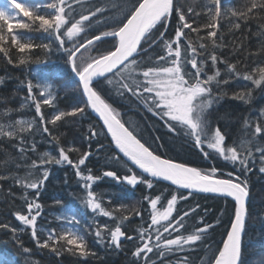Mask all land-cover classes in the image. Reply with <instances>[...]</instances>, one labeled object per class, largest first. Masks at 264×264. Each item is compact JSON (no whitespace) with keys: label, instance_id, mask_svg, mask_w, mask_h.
<instances>
[{"label":"snow or ice","instance_id":"obj_1","mask_svg":"<svg viewBox=\"0 0 264 264\" xmlns=\"http://www.w3.org/2000/svg\"><path fill=\"white\" fill-rule=\"evenodd\" d=\"M203 7L206 22L202 25L189 20L188 16L194 9L189 7L186 13L180 7L179 0H37L34 5L24 3L23 0H6V4L0 7V53L8 57L9 47L5 45L9 44V39L10 47H15L21 54L31 53L36 48L50 52L52 43L55 42L57 51L65 54L66 62L78 78L85 98L82 106L77 105L71 111L57 109L46 118L42 105L53 107L55 97L49 78L43 77L35 84L29 80L26 85V100L32 101L38 121L35 118L5 119L11 116L13 110L0 111V147L4 141H15L11 147L17 149L19 154L17 157L4 151L0 169L6 171H0V181L12 180L14 186L33 191L32 199H29L27 191L22 196L27 213L18 211L14 215L25 229H30L31 238L38 248L49 249L56 255L68 251L84 259L96 255L84 236L74 228L65 227L59 235L55 229L49 230L43 240L37 232V218L42 209L38 202L39 190L50 175L44 166L66 164L74 170L84 190V206L94 216L114 221L112 227L107 223L98 224L93 221L96 225V242L119 249L122 238L138 241L132 252V264H173L170 257L176 258L175 264H192L189 256L177 254L191 252L194 250L193 246L199 247L197 242L204 241L209 229L215 226L201 217L198 221L201 227L187 235L181 231L185 228V217L196 213L199 205L183 213L178 212L176 206L179 200H188L194 193H216L234 201L230 230L225 234L226 239L222 240V247L212 253L207 264H242V237L248 217L247 176L255 168L257 153L259 172L264 173V143H261L264 141V109L260 110L254 124L247 117L241 121L243 135L239 143L233 141L228 144V134L222 131L218 123L213 127L210 117L214 106L229 95L224 86L243 80L250 82L254 88L264 87V63L255 66L250 72L241 73L237 70L240 60L233 63L219 56L217 50L229 46L222 43L223 36L218 35L222 0H205ZM40 8L51 11L41 12ZM21 13L28 18L27 21L18 19ZM195 15L199 16L200 13L196 12ZM230 15L236 21L229 31L232 28L239 30L241 22L246 24L249 19L259 17L264 34V0H246L242 9L232 10ZM173 17L176 18L174 24ZM14 29L45 33L50 42L34 44L31 37H24ZM103 43H110L111 47L100 50L99 46ZM242 47V44L238 45L233 54ZM209 49L212 51L209 52ZM97 50L98 55L91 54ZM249 55H264V44L256 52H249ZM27 62L25 57L18 60L20 65ZM8 63H13L11 58ZM219 64L225 65L223 76ZM34 88L39 89L38 95L42 100L34 94ZM214 88L217 90L216 94ZM243 89L234 91L230 98L249 104L254 89L248 85H244ZM106 94L135 98L138 106L143 105L147 112L163 122L161 127L173 138L187 137L201 151L204 159H222L232 165L233 171L227 172L228 178L224 179L217 176L218 169L215 166L201 170L182 162L161 158L151 150V144L138 138L134 127L122 122L120 113L108 101ZM20 107H25V104ZM87 109L99 114L118 149V153L111 157L112 161L120 163L123 160L126 165L123 175H117L114 170H106L102 173L103 177H111L117 183L126 184L133 189L142 184L151 190L154 182L162 180L175 185L177 190H188L187 194L168 193V197H165L164 192L144 196L151 222L146 227H138L135 230L138 233L136 237L122 230L124 222L130 219L129 215L123 213L134 212L141 216V211L129 210L124 205L111 209L105 207L101 194L93 189V185L102 177L94 175L86 166L92 153L85 151L78 159H71L70 153L80 150L72 146H61L60 136L53 132V129H59L61 122H70L67 117H83ZM49 124L53 129L48 127ZM37 135L54 143L58 156L49 151L38 154V159H31L30 163L23 165L26 168L25 175L19 176L14 173L13 168L22 167L17 160L29 159L27 152H36ZM96 136L98 133L90 127L88 138ZM29 139L33 141L31 145H28ZM158 139L160 137H155L154 142ZM205 146L211 151H206ZM121 153L122 157L119 155ZM136 169L140 171L137 172ZM162 198L166 199V206L158 207ZM117 213L121 215L117 216ZM62 218L68 224L79 223L75 215H65ZM0 228L8 229L13 234L18 231L7 224H0ZM174 233L179 235H173ZM60 241L65 242L63 248L57 247ZM20 246L23 252H30L29 248L22 244ZM0 264H14V260L0 255ZM259 264H264V256Z\"/></svg>","mask_w":264,"mask_h":264},{"label":"trees","instance_id":"obj_2","mask_svg":"<svg viewBox=\"0 0 264 264\" xmlns=\"http://www.w3.org/2000/svg\"><path fill=\"white\" fill-rule=\"evenodd\" d=\"M23 2L34 5L37 0H23ZM245 2L246 0H222V16L218 35H222V43L229 46L217 50L219 56L228 59L230 62L235 63L240 60L241 63L238 64L237 70L241 73L250 72L255 66L264 63V55H249V52H256L264 44V34H262L260 27L262 21L259 17L249 19L246 24L241 22L239 30L232 28L229 31L232 23L236 21L235 17H231V11L242 9ZM204 3L205 0H179L180 7L186 13L189 7L194 9L188 18L199 25L206 22ZM5 4L6 0H0V7ZM39 11L47 12L51 10L40 8ZM196 12H199L200 15H195ZM18 19L22 22L28 20L22 13ZM175 19L173 17V24ZM14 31H18L24 37H31L34 44L50 42L47 34L42 32H30L24 29H14ZM81 35L83 36L84 34ZM192 36L195 37V34H192ZM241 44L243 47L240 51L233 54V50ZM5 47H9V55L5 57L3 53H0V111L5 109L13 110L11 116L5 119L31 120L35 118L37 121L39 120V117L35 116L32 101L26 100V85L29 80L35 84L38 79L43 77L49 78L53 85L51 91L55 97L53 107L42 105V112L46 118L50 117L57 109L71 111L77 105H83L85 98L82 95V89L75 74L71 71L70 65L66 62L65 54L57 51L55 42L52 43V51L50 52L36 48L31 53L21 54L15 47H10V39L9 44L5 45ZM99 47L100 50H103L110 48L111 44L103 43ZM208 51L211 52L212 50L209 49ZM91 54L98 55L99 50L93 51ZM21 57L27 58L28 62L23 65L18 64V60ZM9 58L12 59L13 63H8ZM244 65H247V67ZM218 67L221 69L223 76L225 65L219 64ZM244 85L254 89L253 98L249 104L230 98L234 91L244 90ZM224 89L228 91L229 95L224 97L218 105L214 106L210 120L213 127L217 126L218 123L222 131L228 134V144L233 141L239 143V139L243 135L241 121L247 117L254 124L260 110L264 109V87L254 88L248 81L237 80L233 84L224 86ZM213 91L214 94L217 93L215 88ZM33 92L37 94L38 99H43L38 95L39 89L34 88ZM106 96L112 106L120 113L122 122H125L126 126L131 125L134 127L138 138H142V142L147 141L148 144H151V150H154L162 158L182 162L201 170H207L215 166L218 169L217 176L224 179L228 178L227 172L233 171L232 165L222 159L215 157L212 160L204 159L201 151L194 147L192 141L187 137L179 136L173 138L167 133L165 128L161 127L163 122L158 121L151 113L147 112L143 105L138 106L135 98H120L115 94H106ZM21 104H25V107L21 108ZM66 119L70 122H61L58 130L53 129L50 124L48 127L53 129L54 134L60 136L61 146H72L80 150L79 152L70 153L71 159H78L79 155L85 151L92 153L88 161H86V166L92 170L94 175L102 177L93 185V189L98 194H101L104 206L111 209L124 205L129 210L138 209L141 211V216L135 215L134 212L123 213L130 216V219L122 225V230L126 234L136 237L138 233L135 230L141 226L146 227L151 222L149 217L150 210L147 209V201L143 199L144 196L149 194L158 195L161 192L165 193V197H168V193L187 194L158 181L154 182V187L151 190L142 184L137 189H133L126 184L117 183L111 177H103L102 173L106 170H114L117 175H123L126 172V165L123 160L120 163L112 161L111 157L116 155L117 152L103 126L94 118L89 109L86 110L83 117H67ZM90 127L98 133V136L91 139L88 138ZM155 137H160V139L154 142ZM35 141L37 143L36 152H27L29 159L17 160L22 167L19 169L13 168L15 174L24 176L26 168L23 165L30 163L31 159H38V154L49 151L51 154L58 156V150L54 143H49L39 135L35 137ZM32 142V139H29L28 145H31ZM14 143L16 142H3L2 147H0V159L4 157L5 150L18 157L17 149L11 147ZM261 143H264V141ZM205 150L211 151L206 146ZM258 156L259 154L257 153L255 168L247 176L250 200L242 250V264H259L261 257L264 256V173L259 172L260 163ZM44 167L49 170L50 175L39 190L38 202L41 203L42 209L41 215L37 218L38 235L43 240L47 237L49 230L55 229L56 234L59 235L65 227L74 228L84 236L89 248L96 255L84 259L68 251H62L60 255H56L49 249L38 248L35 241L31 238L30 229H25L14 215L18 211L23 214L27 213L25 201L22 199L23 193L27 191L29 199L34 197V193L30 189L25 190L20 186H14L12 180L0 181V186H2L0 187V224H7L10 228H16L18 231L13 234L8 229L0 228V255L14 260V264H132V252L135 250L138 241L134 242L124 238V240H121L119 249L106 247L104 244L96 242V237L94 236L96 225L93 221L95 220L98 224L107 223L110 227L114 226V221L109 220L107 217L94 216L84 206L82 197L85 193L71 166L50 164ZM84 167L82 166V168ZM0 171H6V169H0ZM57 201L62 203L58 204ZM109 201H111L110 204ZM233 204L227 199L195 194L190 196L188 200H179L176 208L180 213L195 205H199L196 213L185 217V228L181 229L185 235L202 226L198 223L201 217L204 218L205 222L212 223L215 226L209 229L204 241L197 242L200 245L199 247L193 246V251L177 255L189 256L192 264H202V262L207 264L212 253L222 247V240L226 239L225 234L230 230ZM162 206H166V199L164 198L158 204V207ZM65 215H75L79 223L68 224L62 218ZM119 215L121 213H117V216ZM175 215L176 212L173 213V216ZM173 235H179V233H174ZM165 236H168V234L165 233ZM21 244L23 247L29 248L30 252H23ZM64 246V241H60L57 245L59 248ZM170 259L175 264L176 258L170 257Z\"/></svg>","mask_w":264,"mask_h":264},{"label":"water","instance_id":"obj_3","mask_svg":"<svg viewBox=\"0 0 264 264\" xmlns=\"http://www.w3.org/2000/svg\"><path fill=\"white\" fill-rule=\"evenodd\" d=\"M77 81H78V78H77ZM89 110H90V112L92 113V115L94 116V118H96V119L101 123V125L103 126V128H104V130H105L107 136L109 137V139H110V141H111V143H112L114 149H115L116 152L118 153V149L115 148V144H114V142H112V140H111V135L107 133V128L103 125V120L99 117V114L93 112L91 109H89ZM119 155L122 157V153L119 154ZM161 158H162V157H161ZM124 159H126V158H124ZM129 163H130V162H129ZM136 171L139 172L140 170H139V169H136ZM158 182L164 183V184H166V185H169V186H171V187L177 189L175 185H171V183L168 182V181H162V180H160V181H158ZM138 186H139V185H137L136 188H134V189H137ZM179 191H182V192H185V193L188 192V190H186V189H179ZM194 194H195V195H203V196H212V197L223 198V199H227V200H229V201H231V202L234 203V201H232V199H231L230 197H225V196H223V195L216 194V193H194ZM249 200H250V198H248V202H247V210H248V206H249ZM247 221H248V217H247V220H246V226H247ZM245 231H246V227H245ZM244 237H245V232H244L243 237H242V250H243V244H244ZM122 239L124 240V238H122ZM241 260H242V256H241Z\"/></svg>","mask_w":264,"mask_h":264},{"label":"rangeland","instance_id":"obj_4","mask_svg":"<svg viewBox=\"0 0 264 264\" xmlns=\"http://www.w3.org/2000/svg\"><path fill=\"white\" fill-rule=\"evenodd\" d=\"M71 225V224H70Z\"/></svg>","mask_w":264,"mask_h":264}]
</instances>
